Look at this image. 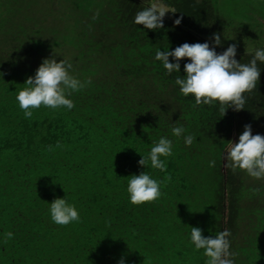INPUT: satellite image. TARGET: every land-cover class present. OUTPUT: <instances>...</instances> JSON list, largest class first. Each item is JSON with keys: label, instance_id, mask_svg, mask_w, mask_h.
I'll use <instances>...</instances> for the list:
<instances>
[{"label": "trees", "instance_id": "16d2710c", "mask_svg": "<svg viewBox=\"0 0 264 264\" xmlns=\"http://www.w3.org/2000/svg\"><path fill=\"white\" fill-rule=\"evenodd\" d=\"M23 1L0 27V264H206L191 227L205 237L229 230L234 264H264V179L225 168L223 159L244 125L264 136V62L257 61L260 80L244 94V109L222 117L219 102L194 106L193 95L180 93L175 79L190 61L168 74L155 59L157 50L184 43L211 47L213 33L228 28L260 38L264 0H163L175 13L156 31L134 23L150 6L140 0H57L55 11ZM253 56L234 58L247 64ZM53 57L91 83L66 97L71 110L42 105L27 119L18 91ZM178 126L180 137L172 134ZM161 137L172 141L173 154L161 157L166 171L140 166ZM142 171L164 181L162 195L133 205L128 180ZM56 198L73 205L80 221L52 222ZM6 232L13 233L7 243Z\"/></svg>", "mask_w": 264, "mask_h": 264}, {"label": "clouds", "instance_id": "9594fccd", "mask_svg": "<svg viewBox=\"0 0 264 264\" xmlns=\"http://www.w3.org/2000/svg\"><path fill=\"white\" fill-rule=\"evenodd\" d=\"M175 13L160 2L153 0L150 6L138 11L134 18L136 25H143L144 28L152 31L163 28V18L166 13ZM95 18V17H94ZM178 17L173 21L174 25L181 23ZM212 46L205 43H184L172 51L157 50L155 59L161 61L168 74L179 73L181 59H187L184 64V76H177L175 84L179 86L180 93L187 97L189 94L195 97V105H212L219 102L222 117L228 108L234 111L244 109L246 103L245 93L257 89L260 80L261 70L257 67V61L264 62V49H255L254 56L247 64H241L234 57L236 56L237 45L230 44L225 51L218 54L215 47L221 46V34L213 33L210 38ZM169 57L173 61L169 62ZM72 64L64 59L59 62L53 58L44 59L37 68L34 77H28L25 87L18 91L16 100L24 117L31 119L32 109H38L42 105L51 109L65 107L69 110L75 107L73 101L67 96L73 92L82 90L91 81L81 82L70 75ZM3 73H0V77ZM185 129L182 126L172 128V134L180 137ZM194 137L188 135L184 138L187 146L193 143ZM61 145L57 143V147ZM48 151H52L49 146ZM172 153V141L161 137L147 156H141L138 164L151 168L166 171L165 161L161 157H169ZM225 168L233 171L240 169L253 178H264V136L253 135L251 125H244V130L238 138V142L230 141L226 152L223 155ZM215 161H209V167H215ZM166 176L165 180H170ZM164 181L153 179L147 172L142 171L139 175H131L128 180L127 192L130 203L140 205L157 200L161 195V184ZM50 216L52 222L65 226L72 222H79L80 216L76 208L67 203L65 198H56L50 203ZM230 231L225 229L216 236L205 237L199 227H191V242L196 250L203 249L207 257L206 264H234L230 259L233 254L229 252ZM13 233L6 232L4 242L12 239ZM119 264H124L121 259Z\"/></svg>", "mask_w": 264, "mask_h": 264}, {"label": "rangeland", "instance_id": "374dc122", "mask_svg": "<svg viewBox=\"0 0 264 264\" xmlns=\"http://www.w3.org/2000/svg\"><path fill=\"white\" fill-rule=\"evenodd\" d=\"M21 0H0V25H2L3 23H5L6 21H8L10 18L15 17L16 13H17V9L18 6H20V2ZM36 0V2H39L38 4H40V6H42L43 8H45L46 3L48 9L52 8L54 11L57 7V0ZM148 5H150L153 0H140ZM30 1L29 0H24L23 1V7L26 8V6L28 5ZM51 2V3H50ZM160 2H162L163 4L164 1L160 0ZM66 4L68 5L67 1ZM94 5V1L91 0L90 5L92 6ZM168 9L171 11L173 10L172 7L168 6L167 4H165ZM34 7H38L37 4L33 5ZM70 6V5H69ZM78 6V5H77ZM29 6H27L28 8ZM71 8L74 9L72 2H71ZM79 8V6H78ZM47 10V9H46ZM77 10V9H76ZM58 12V11H57ZM165 15L172 17L173 13L172 12H168ZM47 20H52L51 18H47ZM75 19H73L74 21ZM230 44H236L237 45V51H236V56H239L241 53H254L255 49H264V34L263 36H260V38L256 39V40H250V39H243L240 38L236 32H234L232 29L228 28L225 31H223L221 33V46L225 47L227 49V47ZM256 130L252 131V134L255 135L256 134ZM242 133V132H241ZM241 134L237 133L234 139V143L238 142V138ZM256 180V178H254ZM264 178H261V180ZM259 180V179H257Z\"/></svg>", "mask_w": 264, "mask_h": 264}, {"label": "crops", "instance_id": "0c3cea01", "mask_svg": "<svg viewBox=\"0 0 264 264\" xmlns=\"http://www.w3.org/2000/svg\"><path fill=\"white\" fill-rule=\"evenodd\" d=\"M69 5L71 6V3H68V6H69ZM13 17H14V15H13ZM13 17H12V18H13ZM12 18H10L9 20H11ZM9 20H8V21H9ZM8 21H6V22L3 23L2 25H0V27L3 26L4 24H6Z\"/></svg>", "mask_w": 264, "mask_h": 264}]
</instances>
